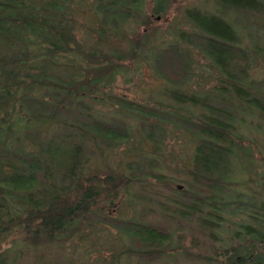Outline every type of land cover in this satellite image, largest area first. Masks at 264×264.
Listing matches in <instances>:
<instances>
[{
    "label": "trees",
    "instance_id": "16d2710c",
    "mask_svg": "<svg viewBox=\"0 0 264 264\" xmlns=\"http://www.w3.org/2000/svg\"><path fill=\"white\" fill-rule=\"evenodd\" d=\"M212 1L213 9L186 6L184 25L158 41L142 30L150 16L168 12V0H154L150 13L146 0H93L87 8L95 37L87 44L73 0H0V247L12 235L35 248L63 246L86 221L116 230L120 249L111 250V260L117 264L167 257L177 240L167 226L109 210L118 193L112 183L124 189L155 178L176 195L170 196L174 206L166 205L169 216L195 215L212 237L233 215L258 221L238 222L231 244L205 256L209 264H264V198L255 203L253 193L229 192L249 155L240 129L245 115L258 113L264 125V76L255 75L256 62L264 60V0ZM130 59L144 61L168 83L167 105L105 90L119 62ZM201 59L214 81L194 88ZM167 125L194 143L182 189L156 166ZM138 130L141 141L128 149L144 156L141 161L124 159L121 170L92 167V156L129 144ZM255 177L264 195V163ZM101 193L105 206L93 208ZM7 250H0V264H11ZM41 257L36 263L48 264Z\"/></svg>",
    "mask_w": 264,
    "mask_h": 264
},
{
    "label": "rangeland",
    "instance_id": "374dc122",
    "mask_svg": "<svg viewBox=\"0 0 264 264\" xmlns=\"http://www.w3.org/2000/svg\"><path fill=\"white\" fill-rule=\"evenodd\" d=\"M92 1L73 0L74 6H78L77 10L80 19L78 34L87 44H91L95 37L96 20L90 9L87 8ZM153 5L154 0H146V12L150 13V8ZM194 5L204 8H215L212 0H168L167 6H170L168 12L161 17L150 16L148 27H143L142 31H145L149 38L151 37L153 40L158 41L173 36L175 30L184 25L183 9L186 6ZM228 16L233 19L236 18L235 20L240 24H245V19L242 15L239 16L228 11ZM132 28L134 26L130 29ZM262 35L259 36V39L264 41V33ZM205 65L206 63L201 59L199 73L190 82V86L199 88L214 81L211 71ZM256 65L258 68L255 75L263 77L264 60L258 59ZM118 66L114 71L113 80L108 86H105V90L122 94L140 102L167 105L169 101L164 88L167 87L168 83L157 76L144 61L124 60L120 61ZM102 106L106 107L105 110H113L112 107L108 106L107 102L103 103ZM114 113L116 117L127 122L132 124L139 123V120L134 117L121 112L114 111ZM240 129L243 136V146L248 149L249 155L247 158H242L239 174L232 186H229V192L233 189L239 192L242 197H245V194L253 193V202L259 203L260 199L264 198V195L260 193L261 190H258L259 185L253 182L251 178L256 180L255 176L258 175L264 163V125L262 118L258 113L252 111L245 115V122ZM133 138L129 144L122 143L120 146L111 149L110 152H105L103 156L101 154L92 156V161H95L92 167L104 171L105 169L121 170V162L124 159L134 158L137 161H141L140 159L144 156L133 155L128 149L129 145H137L141 141L139 130ZM142 144L144 148H148L147 143L142 141ZM193 144L188 133L180 129H172L171 126L167 125L164 141L160 145V152L156 155L159 159L156 166L167 175L178 178L179 180L174 182V186H179L181 187L180 189L184 187L182 180L187 178L186 170L190 164ZM120 186L121 184L118 181L112 183L111 192L118 193L115 196L116 204L109 208L111 213L123 217L135 216L161 223L167 226L174 233L175 239H177L172 245L176 250L169 249L171 254L159 260H154L151 264H209L205 256L212 255L217 248L231 244L232 238L230 236L238 222H248L250 225L260 226L258 221H254V218L252 220L250 217L247 218L244 213H239L226 219L214 237H212L207 233L206 229L201 227L195 215L182 217L175 212V216H169L171 208L166 210V205L174 206L170 201V196H173L174 192L167 188L162 180L150 178L146 181L133 182V184L125 186L124 189H121ZM103 201L104 193H101L97 203H94L92 207L96 209L104 207ZM70 232L66 236L63 246L51 243L48 245L41 244L37 248L27 245L28 242L23 238V242H21L19 239L13 240V235L10 236L6 239L8 241L4 243L5 247L8 248L7 254L10 263L38 264L40 258L37 260L38 263H36L35 257L39 254L48 264H68L67 262H71V264H117L111 260V250L120 249L116 245L119 241L118 239L116 240L118 235H116L117 232L113 227H105L100 223L87 225L86 221H81ZM11 241L14 242L11 243ZM5 247H0V250ZM122 259L118 262L119 264H124L127 261ZM130 264H135L134 259H131Z\"/></svg>",
    "mask_w": 264,
    "mask_h": 264
}]
</instances>
